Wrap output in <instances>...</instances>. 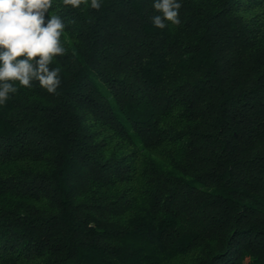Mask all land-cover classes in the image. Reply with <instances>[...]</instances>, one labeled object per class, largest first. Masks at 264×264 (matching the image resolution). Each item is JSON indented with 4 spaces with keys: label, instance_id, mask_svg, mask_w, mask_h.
<instances>
[{
    "label": "trees",
    "instance_id": "obj_1",
    "mask_svg": "<svg viewBox=\"0 0 264 264\" xmlns=\"http://www.w3.org/2000/svg\"><path fill=\"white\" fill-rule=\"evenodd\" d=\"M98 2L45 13L55 93L8 81L0 264H264V0Z\"/></svg>",
    "mask_w": 264,
    "mask_h": 264
},
{
    "label": "clouds",
    "instance_id": "obj_2",
    "mask_svg": "<svg viewBox=\"0 0 264 264\" xmlns=\"http://www.w3.org/2000/svg\"><path fill=\"white\" fill-rule=\"evenodd\" d=\"M63 2L76 8L82 0ZM51 7L52 0H0V103L17 91L8 81L29 87L35 78L49 93L56 92L59 69L50 70L49 65L53 57L64 53L60 36L65 25L58 16H51L44 25L45 13ZM91 7L99 9L101 5L91 0ZM153 7L160 13L151 17L155 27L164 29L166 22L180 23L178 10L182 5L177 0H158Z\"/></svg>",
    "mask_w": 264,
    "mask_h": 264
}]
</instances>
